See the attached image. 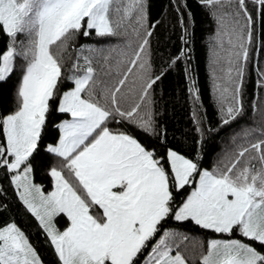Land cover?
Wrapping results in <instances>:
<instances>
[{
	"label": "snow or ice",
	"instance_id": "obj_1",
	"mask_svg": "<svg viewBox=\"0 0 264 264\" xmlns=\"http://www.w3.org/2000/svg\"><path fill=\"white\" fill-rule=\"evenodd\" d=\"M199 3L217 24L210 75L224 128L244 115V78L255 41V18L247 5L258 6L257 14L264 16V0ZM148 20V0H0V33L8 38L0 52V83L16 71L18 57L24 61L17 106L0 115V169L10 175L58 264H190L180 247L191 237L169 221L191 222L215 234L199 245L198 264H264V107L252 103L260 126L244 129V143L217 158L211 169L201 163L200 94L190 67L185 74L199 133L194 156L173 147L158 152L127 127H112L157 134L152 90L168 69L153 72L149 48L156 25ZM180 26L187 45L183 17ZM93 33L122 38L124 44L69 51L79 36ZM21 35L26 39L18 41ZM129 37L138 41L134 48ZM188 52L181 48L168 68L187 61ZM258 76L257 87L264 88V70ZM66 83L71 87L62 91ZM126 87L137 97L128 107ZM56 112L69 118L57 125L56 142L46 146L58 166L49 169L53 184L45 193L32 173L41 163L48 117ZM59 217L66 218L63 230ZM0 264H41L15 222L0 227Z\"/></svg>",
	"mask_w": 264,
	"mask_h": 264
},
{
	"label": "trees",
	"instance_id": "obj_2",
	"mask_svg": "<svg viewBox=\"0 0 264 264\" xmlns=\"http://www.w3.org/2000/svg\"><path fill=\"white\" fill-rule=\"evenodd\" d=\"M249 11L255 18L254 36L255 41L250 52V59L244 78V115L237 121L224 128L219 127V113L215 102V93L211 80V38L217 30L216 20L211 11L203 7L199 0H148L149 25L155 24L153 35L150 37V61L154 73L161 69H168L164 77L158 81L152 90V111L156 122V135L150 136L139 129L131 126L113 124V128L127 127L145 145L154 147L158 152H164L167 147L180 150L187 156H194L196 153V141L199 133L195 131V124L192 118L194 104L188 91L191 81L185 74V67H190L191 75L195 79L199 89L200 104L198 116L203 121L204 138L202 142V165L211 169L217 158L225 152L233 149L236 144L244 143L243 130L249 127L260 126V115H254L252 103L257 102L264 107V88L257 87L259 79L258 72L264 70V16L257 14V7L251 3L247 5ZM179 8V11H177ZM189 13L191 18H189ZM183 17L188 27V43L184 45L181 36L184 30L180 26ZM158 22V23H157ZM18 41L26 38L21 35ZM132 40L133 48L138 41L135 37ZM8 38L0 33V52L5 50ZM122 38L106 37L97 38L93 33L90 37L79 36L70 47H86L107 49L109 47L123 46ZM186 47L189 52L187 61L180 60L172 68H168L169 62L176 57L181 48ZM131 50H129L130 52ZM65 53V58H67ZM102 63V58L97 57ZM22 58L16 60V71L5 83H0V115H6L16 108V91L22 76ZM99 67V65H96ZM132 77L129 78L131 81ZM115 79H109L114 83ZM71 87L66 83L63 90ZM128 95L127 101L123 102L128 107L136 102L137 97L124 89ZM67 117L66 114L58 112L51 113L42 134V145L40 149V165L34 168L32 180L41 186L47 193L52 190V178L48 174L49 169L58 166V158L47 153L46 146L53 144L59 137L57 125ZM210 129H212L210 131ZM219 129V131H216ZM255 135V134H254ZM237 139L233 143L232 137ZM163 141V143H162ZM184 194H179L176 199L179 201ZM15 222L29 237L30 242L36 248L41 259V264H58L54 250L47 241L45 234L39 228L38 222L26 211L19 200L15 187L11 184V177L6 169H0V227ZM169 224L177 229L185 231L191 237L181 245L180 250L189 258L190 264H198L197 257L200 252V244L206 243V239L214 238L215 234L192 224L185 222L177 224L169 221ZM57 226L63 230L66 226V218L59 217ZM194 238V239H192Z\"/></svg>",
	"mask_w": 264,
	"mask_h": 264
}]
</instances>
